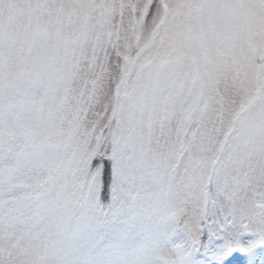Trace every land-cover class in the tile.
<instances>
[{
    "label": "snow or ice",
    "instance_id": "6c2138e0",
    "mask_svg": "<svg viewBox=\"0 0 264 264\" xmlns=\"http://www.w3.org/2000/svg\"><path fill=\"white\" fill-rule=\"evenodd\" d=\"M157 2L144 0L141 23ZM251 2L185 0L158 63L104 33L78 91L76 45L46 59L21 42L8 83L0 34V264H264V213L238 203L249 168L264 178V91L254 116L242 104L229 119L219 75ZM186 61L187 90L171 78Z\"/></svg>",
    "mask_w": 264,
    "mask_h": 264
},
{
    "label": "rangeland",
    "instance_id": "374dc122",
    "mask_svg": "<svg viewBox=\"0 0 264 264\" xmlns=\"http://www.w3.org/2000/svg\"><path fill=\"white\" fill-rule=\"evenodd\" d=\"M184 2L158 0L150 19L141 23V10L146 8L144 0H47L43 4L40 0H0L6 82L15 81L21 71L16 55L19 45L25 41L34 51L46 52V59L59 58L76 45L79 71L73 77L72 88L77 91L83 86L92 46L106 32H112L114 39L118 36L123 50L141 51L142 60L158 63L167 59L171 40L183 32V15L187 12ZM246 10L252 17L250 28L234 50L219 61L220 79L233 101L229 119L240 111L242 104L249 106V115L254 116L256 109L250 106L264 91L261 83L264 81V7L252 0ZM162 21L167 31L156 38L153 33ZM192 73L193 65L186 61L171 78L177 87L187 90L192 86ZM118 195H110L113 216L123 211L122 198L118 199ZM238 203L243 214L264 213V178L258 167L247 170Z\"/></svg>",
    "mask_w": 264,
    "mask_h": 264
},
{
    "label": "trees",
    "instance_id": "16d2710c",
    "mask_svg": "<svg viewBox=\"0 0 264 264\" xmlns=\"http://www.w3.org/2000/svg\"><path fill=\"white\" fill-rule=\"evenodd\" d=\"M110 195H111V192L109 193V195H108L107 198L104 197V196L101 197L102 204H103V206H104L105 208H108L109 205L111 204V198H110ZM111 213H112V211H111ZM111 215H112V214H111Z\"/></svg>",
    "mask_w": 264,
    "mask_h": 264
}]
</instances>
